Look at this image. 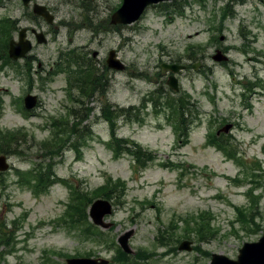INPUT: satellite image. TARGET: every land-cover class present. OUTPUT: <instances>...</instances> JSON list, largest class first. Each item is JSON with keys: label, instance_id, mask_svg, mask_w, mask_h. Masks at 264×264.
Wrapping results in <instances>:
<instances>
[{"label": "rangeland", "instance_id": "obj_1", "mask_svg": "<svg viewBox=\"0 0 264 264\" xmlns=\"http://www.w3.org/2000/svg\"><path fill=\"white\" fill-rule=\"evenodd\" d=\"M34 1L48 6L52 25L32 17L20 0H0V20L15 22L11 38L23 27L41 30L47 38L38 45L28 34L32 51L11 65L7 53L0 54V133H22L17 152L7 154L10 169L0 174V229L6 236L0 264H64L63 256L86 255L118 264L116 238L125 230L134 231L129 264H209L217 253L235 260L243 243L264 233V0H176L148 7L133 25L115 27L109 17L122 0ZM111 49L124 72L105 68ZM216 49L227 53L226 63L212 61ZM71 53L101 79L90 96L82 97L74 86L68 91L74 69L62 66L70 63ZM174 62L187 67L176 76L175 93L160 68ZM193 65L199 66L193 70ZM28 93L39 104L24 113ZM185 95L192 104L191 125L186 136H178L169 108L155 111L151 104ZM106 103L134 107L132 120L115 118V135L151 154L145 169L137 170L127 153L114 157L108 147L110 128L101 116ZM73 118L81 122L78 133H86L81 155L69 146L47 155L41 147L48 149L54 133ZM230 123L233 129L218 139L235 158L207 145ZM68 141L73 143L71 135ZM36 164L38 171L50 168V181L66 180L86 198L109 177L124 183L105 218L111 229L97 228L104 233L101 243L84 237L81 228L91 221H82L81 211L80 223L67 221L71 185L56 182L37 193L32 180L16 184L17 174L26 176ZM200 216L207 217L203 236L197 232ZM182 240L192 242L193 252L177 250Z\"/></svg>", "mask_w": 264, "mask_h": 264}, {"label": "trees", "instance_id": "obj_2", "mask_svg": "<svg viewBox=\"0 0 264 264\" xmlns=\"http://www.w3.org/2000/svg\"><path fill=\"white\" fill-rule=\"evenodd\" d=\"M14 21L12 19L4 18L0 20V41H3L4 47L0 49V54H2L3 50L4 53H6V48L8 44V39L11 38V34L13 32L14 28ZM6 57V63L7 65H10L9 59ZM70 58V63H68V60L64 63L66 64V69L73 68L74 70L71 71L75 74V81L73 79L72 86L77 87L80 94L83 96H90L92 93L97 90L96 84L101 81L99 76L96 74V71H94V67H91L90 64L86 62H79L78 57H74L73 53L68 55ZM70 78V77H69ZM144 105L147 103L143 101ZM105 108L101 109V116L105 119L106 122H108L109 128H110V139L112 144V150L115 152L116 155L120 154L122 150H124L127 154L134 157V161L137 164L138 168L143 169L147 162L151 160V154L149 152H145V150H142L139 145H137L134 142H131L128 144H124V141H121V139H118L115 135V118H118V116H125L128 121L132 120L133 114H131V110L134 109V107L130 106V108H124V107H115L114 110L111 109V105L108 103L105 104ZM151 105H153L154 110L159 109V107H168L170 110V113L175 116L178 125L180 126L178 128L179 132L182 136H186L188 129L190 127V121H188V116L191 115L190 113V107L192 106L191 102L189 101V97L185 95V97H178L175 99H165L164 101H159V99H156V102H153ZM113 107V106H112ZM132 117V118H131ZM81 125V122L72 121L70 125H65V129H63L60 132H55L51 140L49 141V144H47L48 149L46 147H41L45 153L48 155L50 154H56L58 152H61L62 149L66 146H69L73 151L77 153V156L80 154L79 150L83 146L84 137L86 133L83 135L78 133V128ZM56 128H58V124H54ZM87 126L84 125L83 129L85 131H88ZM22 135L21 132H19L18 136L17 133H10L6 131L4 134L0 133V153L1 154H14L17 152V148L19 147L18 140L20 136ZM65 135V137H61ZM71 137L73 138V143H70L68 140ZM68 138V140L66 139ZM56 142L60 143V146H56ZM211 143H215V138L212 137L210 139ZM69 144V145H68ZM46 146V145H45ZM45 154L44 157L47 155ZM36 164V168H37ZM50 168L48 167H40L39 173L43 174L45 177L50 179V174L48 172ZM19 175V174H18ZM43 175H40V179L38 180L39 184L45 185V179ZM121 190V193L125 190V185L123 182L119 181H113L110 179H107L104 186L101 185L98 190H96V194L92 197H85L82 195L79 191H75L73 194L74 196L71 197V204L68 206V216L70 218L71 222H75L76 215L79 211H81V214L84 218H86V208L88 205L92 202L94 198L103 197L106 199L113 198V199H119L118 196H114L115 192L117 190ZM85 220V219H84ZM198 225L200 230L198 231V234L200 236L204 235L203 227L205 225V221L207 220V217L200 216L198 219ZM243 223H246V219H242ZM89 229L92 230V226H89ZM100 237L102 233L94 231ZM6 236L3 232L0 231V242L3 243ZM119 253V251H118ZM120 255L124 258L123 263L127 261V256L125 254L120 253Z\"/></svg>", "mask_w": 264, "mask_h": 264}, {"label": "water", "instance_id": "obj_3", "mask_svg": "<svg viewBox=\"0 0 264 264\" xmlns=\"http://www.w3.org/2000/svg\"><path fill=\"white\" fill-rule=\"evenodd\" d=\"M24 6L30 5L29 3L32 0H21ZM163 1H171V0H123L122 4L118 9L114 11V13L110 17V24H132L137 21V19L142 15L144 9L151 4H158ZM32 14L37 15L38 17L43 18L48 24L52 23L53 16L50 15L46 6H42L34 3L32 6ZM26 28H22V30L17 35V41L11 40L8 44V56L11 60L23 59L26 54L31 51V44L28 39H26ZM32 34L35 35L37 43H46V39L44 38L42 33H37L35 30L31 31ZM94 53L93 55H95ZM116 54L114 50L109 51L106 59V65L111 70L124 71V66L122 62L115 58ZM212 59L215 62L220 63L221 61H227V57L221 53V51H216L215 55L212 56ZM197 66H194V69H197ZM161 68L163 71L169 70L174 73H178L184 67L178 65H167L162 64ZM166 84L169 86L171 90L178 91V82L174 76H169ZM36 104V97L31 95H26L24 99V108L32 109ZM232 128L231 124L223 126L222 129L216 132L217 135L219 133H228V131ZM8 169V165L6 163V157L0 156V172H5ZM89 215L93 223L97 226H101L103 229H108L111 224L105 223L103 218L106 215H110L112 212V208L110 202L104 199H99L91 204L89 207ZM134 231L128 230L124 232L118 238V243L120 244L123 251L126 253H131V250L128 245V240L132 237ZM179 250H187L190 251V242L183 241L178 247ZM66 264H107L105 260H97V259H67ZM211 264H264V234L262 238L255 243H245L239 251V255L235 261L227 259L222 255H213L211 259Z\"/></svg>", "mask_w": 264, "mask_h": 264}, {"label": "flooded vegetation", "instance_id": "obj_4", "mask_svg": "<svg viewBox=\"0 0 264 264\" xmlns=\"http://www.w3.org/2000/svg\"><path fill=\"white\" fill-rule=\"evenodd\" d=\"M89 1H90V0H89ZM80 7L84 8V7H85V3L83 2V3L80 5ZM55 28H56V27H55ZM118 28H119V29H122V27H118ZM94 53H96V54L93 55ZM93 54H92V58L97 56V52H93Z\"/></svg>", "mask_w": 264, "mask_h": 264}]
</instances>
